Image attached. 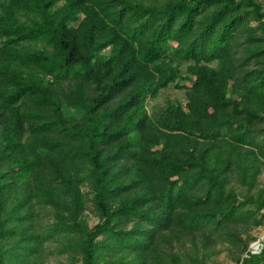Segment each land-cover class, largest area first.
I'll return each mask as SVG.
<instances>
[{"label": "trees", "instance_id": "16d2710c", "mask_svg": "<svg viewBox=\"0 0 264 264\" xmlns=\"http://www.w3.org/2000/svg\"><path fill=\"white\" fill-rule=\"evenodd\" d=\"M263 225L264 0H0V264H264Z\"/></svg>", "mask_w": 264, "mask_h": 264}, {"label": "rangeland", "instance_id": "374dc122", "mask_svg": "<svg viewBox=\"0 0 264 264\" xmlns=\"http://www.w3.org/2000/svg\"><path fill=\"white\" fill-rule=\"evenodd\" d=\"M189 64L190 63L186 62L181 64L180 69L183 74H186L187 66ZM177 100L185 104L187 101L186 92L185 90L175 89L173 86H170L161 90L156 98H148L146 107L151 114H158L166 106L168 101L176 102ZM85 215L90 225H94L98 222V217L95 216L92 211L87 210ZM243 236H252L256 238L255 241L251 242L250 246L252 244H264V225L259 228L245 230L243 232ZM49 248H51V246H49ZM237 258L238 252L229 248L228 246L218 245L216 247L215 253L208 258V262L210 264H236ZM42 264H67V261L63 256L47 254L42 259Z\"/></svg>", "mask_w": 264, "mask_h": 264}, {"label": "built area", "instance_id": "2783aa9c", "mask_svg": "<svg viewBox=\"0 0 264 264\" xmlns=\"http://www.w3.org/2000/svg\"><path fill=\"white\" fill-rule=\"evenodd\" d=\"M263 246H264V244H252L249 247V250H250L251 253L256 254V253H259L261 251Z\"/></svg>", "mask_w": 264, "mask_h": 264}]
</instances>
